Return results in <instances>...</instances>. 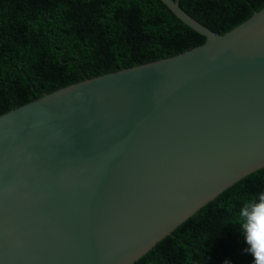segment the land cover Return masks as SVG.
<instances>
[{
    "label": "water",
    "instance_id": "95a60500",
    "mask_svg": "<svg viewBox=\"0 0 264 264\" xmlns=\"http://www.w3.org/2000/svg\"><path fill=\"white\" fill-rule=\"evenodd\" d=\"M0 115V264H134L264 168V8Z\"/></svg>",
    "mask_w": 264,
    "mask_h": 264
},
{
    "label": "trees",
    "instance_id": "16d2710c",
    "mask_svg": "<svg viewBox=\"0 0 264 264\" xmlns=\"http://www.w3.org/2000/svg\"><path fill=\"white\" fill-rule=\"evenodd\" d=\"M225 34L264 0H176ZM205 38L160 0H0V115L85 79L178 55ZM264 168L238 181L134 264H254L234 231Z\"/></svg>",
    "mask_w": 264,
    "mask_h": 264
},
{
    "label": "clouds",
    "instance_id": "9594fccd",
    "mask_svg": "<svg viewBox=\"0 0 264 264\" xmlns=\"http://www.w3.org/2000/svg\"><path fill=\"white\" fill-rule=\"evenodd\" d=\"M234 231L246 246L244 252L253 257L254 264H264V191L239 205Z\"/></svg>",
    "mask_w": 264,
    "mask_h": 264
}]
</instances>
